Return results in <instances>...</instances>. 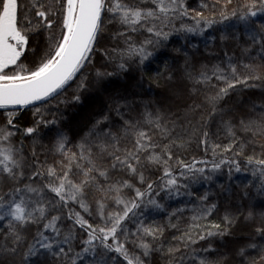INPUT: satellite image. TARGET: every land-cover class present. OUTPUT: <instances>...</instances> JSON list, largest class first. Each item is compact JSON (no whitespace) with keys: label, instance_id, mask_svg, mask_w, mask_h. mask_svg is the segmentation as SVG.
I'll use <instances>...</instances> for the list:
<instances>
[{"label":"snow or ice","instance_id":"1","mask_svg":"<svg viewBox=\"0 0 264 264\" xmlns=\"http://www.w3.org/2000/svg\"><path fill=\"white\" fill-rule=\"evenodd\" d=\"M258 88L264 0H0V264H264V94L233 100Z\"/></svg>","mask_w":264,"mask_h":264},{"label":"trees","instance_id":"2","mask_svg":"<svg viewBox=\"0 0 264 264\" xmlns=\"http://www.w3.org/2000/svg\"><path fill=\"white\" fill-rule=\"evenodd\" d=\"M216 35H219L218 33H215ZM153 69L156 68V65L153 64L151 66ZM135 75L138 77V73H135ZM154 75V72L152 73H146V78L144 80V86L145 89L149 87L150 80L149 77ZM133 83V81L129 80L128 84ZM115 86H127L123 85L121 81H116ZM151 93H149L147 99H156L160 100L162 105L166 108H171L173 112L177 111V105L182 104V100L178 98L175 95L169 94L166 89L161 86L157 87L155 83H151ZM264 94L262 93L261 89H255L252 91L248 90H243V91H237L233 95V100L234 101H242L243 106L246 107L247 103L250 100H255L257 103H259V98L261 95ZM103 100L102 96H98L94 92H87L84 94L83 101L80 105H77L75 107L69 106L66 109H63L65 113V121H64V128L65 130H74L77 126H83L84 124L87 123V121L91 118V116L94 114V112L97 110L98 106L101 104ZM30 119V114L24 117V120L27 121ZM212 132L215 133L217 131V128L215 126L212 127ZM221 139H223V134H220ZM227 142V141H226ZM192 151L196 152V146L192 145ZM197 155H201L202 153L196 152ZM189 159H191V155L188 156ZM227 172V169L224 170V172ZM239 179V177H238ZM241 178L239 179V181ZM226 184L228 183L227 179L225 178V175H222L220 178L216 179V184ZM233 186H235V182H232ZM251 231L250 228H248L244 223L238 224L234 229H233V238L234 241L237 242H243V238L245 237V233H249ZM229 239V238H228Z\"/></svg>","mask_w":264,"mask_h":264},{"label":"rangeland","instance_id":"3","mask_svg":"<svg viewBox=\"0 0 264 264\" xmlns=\"http://www.w3.org/2000/svg\"><path fill=\"white\" fill-rule=\"evenodd\" d=\"M189 3L192 5V7H198V5L201 3V0H189ZM210 34L216 35L215 33H210ZM193 43L198 44L200 46L201 51L204 52L205 56H208V53L204 50L203 44L198 39H194ZM213 51L217 56L222 55V50L218 47H214ZM212 62H215V61L213 60ZM174 98H178L180 100L179 97H174ZM224 142L226 143V141H224ZM261 142H264V138L257 140V145ZM249 150H251V149H249ZM226 173L227 172L225 171V178L227 179ZM220 177L221 176H218V177H216V179L220 178ZM238 177L240 179L242 177V174H236L235 175V178L232 181V182H235V185L240 183ZM227 181H228V179H227ZM205 187H207V186H205ZM201 190H203V189H201ZM157 219H161V218L157 217ZM249 233H250V231H249ZM249 233H245L244 236L247 237ZM231 237L233 238V236L226 237L224 241H221L219 238H217L215 243H216V246L219 248L220 252L227 253V254L231 255L234 252V249L237 247V245L239 243H242L241 241L240 242L234 241V239H231ZM169 239H170V237H169Z\"/></svg>","mask_w":264,"mask_h":264}]
</instances>
